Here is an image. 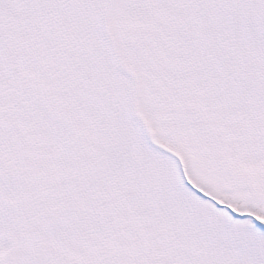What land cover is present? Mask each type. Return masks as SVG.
<instances>
[{
	"label": "snow or ice",
	"instance_id": "1",
	"mask_svg": "<svg viewBox=\"0 0 264 264\" xmlns=\"http://www.w3.org/2000/svg\"><path fill=\"white\" fill-rule=\"evenodd\" d=\"M0 264H264V0H0Z\"/></svg>",
	"mask_w": 264,
	"mask_h": 264
}]
</instances>
